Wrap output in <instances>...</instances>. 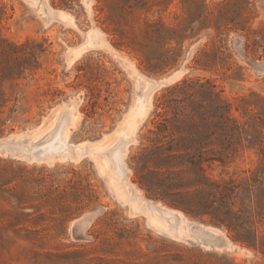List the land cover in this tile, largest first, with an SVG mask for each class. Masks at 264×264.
Instances as JSON below:
<instances>
[{
    "label": "rangeland",
    "instance_id": "obj_1",
    "mask_svg": "<svg viewBox=\"0 0 264 264\" xmlns=\"http://www.w3.org/2000/svg\"><path fill=\"white\" fill-rule=\"evenodd\" d=\"M184 78L256 120L264 0H0V141L15 140L0 151V264H264V199L241 192V218L221 223L226 208L200 212L196 172L157 152L159 103ZM206 169L264 181V155L246 146ZM200 227L236 247L201 244Z\"/></svg>",
    "mask_w": 264,
    "mask_h": 264
},
{
    "label": "trees",
    "instance_id": "obj_2",
    "mask_svg": "<svg viewBox=\"0 0 264 264\" xmlns=\"http://www.w3.org/2000/svg\"><path fill=\"white\" fill-rule=\"evenodd\" d=\"M28 64L33 68L32 63ZM216 87L210 80L199 83L188 78L173 85L159 103L162 111L158 112L155 129L150 132L165 163L177 158L181 161L179 166L196 172L197 184L204 192L197 203L202 209L200 212H209L210 208L218 211L224 207L226 216H218L217 220L231 225L233 220L241 218L232 208L236 204L234 198L246 192L251 199L255 193L264 199V181L251 176L245 180L220 182L206 173V164L211 165L217 160L226 163L246 146L258 147L259 153L264 155V108L258 112L256 120L247 113L244 116L248 118L241 120L233 113L234 103L223 95V89L216 90ZM174 204L187 209L182 203ZM231 214L237 217L233 219ZM243 240L255 245L257 237Z\"/></svg>",
    "mask_w": 264,
    "mask_h": 264
},
{
    "label": "bare ground",
    "instance_id": "obj_3",
    "mask_svg": "<svg viewBox=\"0 0 264 264\" xmlns=\"http://www.w3.org/2000/svg\"><path fill=\"white\" fill-rule=\"evenodd\" d=\"M57 15V12L56 11H51L50 12V16L51 17H55ZM72 103L69 104V106H71ZM61 140L63 141L64 139V136H61L60 137ZM56 148H63L64 150L68 149L69 147L66 145V142L63 141L61 143H56V145L53 147V149H56ZM29 150V157L33 159V155L34 153H37L39 158H42L44 155H45V152L46 150H42V149H28ZM67 151V150H66ZM33 156V157H32ZM153 205L158 209L160 210L161 212L163 213H166L167 215H170L171 217H174V218H179V212L177 211H173L171 212V209L165 205H161V204H155L153 203ZM199 232H200V237H201V240H200V243L203 244V245H207V247H209L210 245V248H228V249H233V247L235 248L236 245L232 242V247L229 245V239H225L222 237V235H220V233H215L214 231L212 230H208V229H205L203 227H200L199 228Z\"/></svg>",
    "mask_w": 264,
    "mask_h": 264
},
{
    "label": "water",
    "instance_id": "obj_4",
    "mask_svg": "<svg viewBox=\"0 0 264 264\" xmlns=\"http://www.w3.org/2000/svg\"><path fill=\"white\" fill-rule=\"evenodd\" d=\"M178 70H180V69H177L176 71H178ZM176 71H174L173 73L167 74L164 77L154 79L155 80L154 82L159 86H163V85L167 84L168 82L172 81L177 76ZM14 141L15 140H10L9 138H2V140L0 141V151H5L6 149H11L14 152V149H15V147L13 146ZM33 156H34V158L39 159V156L37 153H34ZM30 157H28V158H30Z\"/></svg>",
    "mask_w": 264,
    "mask_h": 264
}]
</instances>
